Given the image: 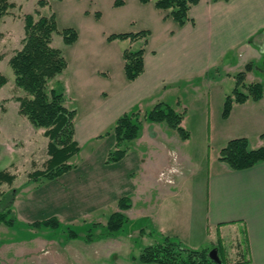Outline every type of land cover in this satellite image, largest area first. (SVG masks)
I'll return each mask as SVG.
<instances>
[{
	"label": "rangeland",
	"instance_id": "1",
	"mask_svg": "<svg viewBox=\"0 0 264 264\" xmlns=\"http://www.w3.org/2000/svg\"><path fill=\"white\" fill-rule=\"evenodd\" d=\"M8 1L13 3L14 7L0 22V54L3 56L0 61V76L6 77V82L0 86V171L8 170L16 175L14 182L3 183L1 190L5 193L13 189L17 191L12 206L13 213L9 215L13 223L0 221V264L21 263L22 256L28 254L31 248L29 239H32L36 233L48 231L51 233H45L48 236L67 239L70 228L79 234L78 238L85 237L91 228L92 232L101 235L99 238H117L107 244L104 252H109L113 256L104 258L103 264L112 262L117 256L121 261L135 257L136 263L140 264L141 260L138 258L144 247L164 236H171L181 241L184 246L193 249L210 246L212 238L201 240L200 237H191L190 234L176 236L172 231L163 233L152 228L150 231L147 230L149 223L147 221V173L152 171L147 168V161L154 164L162 157L158 155L160 152L156 149V144L150 141V135L155 126L157 132L164 136L166 131L164 132L162 128H165L164 124L167 123H163L157 129L159 125L156 124L160 122L150 121L144 117L154 107L147 101L128 111L140 112L142 138L125 143L127 153L120 161H113L110 154L115 149L116 143L113 132L114 123L102 130L103 138L95 137L92 140L82 141L81 151L71 159L73 166L61 175L55 178L43 176L39 179H29L28 176L29 172L36 168L47 167L48 153L44 142H47V146L49 139L39 133L38 129L36 131L30 120L19 112L20 102L17 97L27 94L16 85L15 73L9 63L10 57L23 45L25 14L35 13L38 9L42 15H55L58 30L53 33L52 45L63 50L70 64L65 69V83L69 84L70 89L67 105L76 109V123L81 120L83 122L93 109L110 108L109 103L105 104L101 96L102 88H106V81L95 76L96 74L103 76L96 71L108 70L113 78V88L116 89L114 91L120 92L124 89V82L128 80L124 70V50L147 47V42L148 46L158 45L162 40V28L157 16L162 11L156 7V0L147 3L140 0H123L121 4H117L116 0H45L44 6L39 5V0ZM35 17L38 18L39 15L35 14ZM66 28H74L78 32V38L72 44H67L64 40L63 30ZM152 28L154 32L151 36ZM142 30L150 31L147 36L141 35L134 41L130 38H110L113 33H137ZM249 42L258 46L259 50L236 48L208 70L206 79L214 80L213 82L216 83L212 86L213 89L220 85L232 92L235 75L242 70L250 71L252 79L264 78V30L253 38H249ZM204 79L205 77L201 75L199 77L201 83L198 84L203 91L207 92L208 90L204 87L205 85L210 87V83ZM56 80L51 81V86L57 84ZM180 85L182 84L178 83L174 89L169 88V93H165L167 101L170 103L173 101L179 109L175 101L180 94L182 102L189 103L188 107H191L195 104L191 100L193 91L189 89V86L181 87ZM240 89L245 91V86H240ZM205 95L203 99L209 101L207 94ZM213 104V138L209 139L210 131L207 128L204 133L200 132L199 126L195 123L199 119L195 113L197 111L192 112L193 109H191V115L193 113L195 116L189 115L191 128L186 129L189 133L188 143L183 148L178 146L183 171L179 176L185 179L184 191L192 196V200L194 184L199 183L200 173L204 174L207 170L209 156H212L215 163L220 160L221 148L217 139L220 133H247L250 138L245 135L238 137H246L250 147L251 145L254 147L258 145V139L263 133L260 131H264V118L262 121L256 112L247 111L249 116L240 118V112L236 107V112L234 111L229 117L224 115L221 102L217 104L214 100ZM202 115L204 116V113ZM205 117L207 121L211 119L208 111ZM31 131L38 133L36 143L39 142V147L35 149V152L30 151V145L26 143L31 137ZM122 147L124 148V145ZM33 152L31 156L30 153ZM177 171L178 168L173 164L165 166L159 172L158 179L167 181L170 174ZM150 185L149 196L157 198L160 187L155 188L154 186L157 185L153 183ZM179 185L183 187L181 182ZM122 196H127L132 203V208L126 210L129 220L118 233L106 235L104 226L107 225L111 214L118 210ZM2 197L0 195V202ZM2 208L3 205L0 204V210ZM52 217L59 219L58 227L43 225L38 228L33 225L34 222ZM95 223L101 225L98 224L99 227H96ZM225 247L230 252L229 259L235 260V252L231 250L228 242ZM219 255L223 264H229L222 251Z\"/></svg>",
	"mask_w": 264,
	"mask_h": 264
},
{
	"label": "crops",
	"instance_id": "2",
	"mask_svg": "<svg viewBox=\"0 0 264 264\" xmlns=\"http://www.w3.org/2000/svg\"><path fill=\"white\" fill-rule=\"evenodd\" d=\"M161 11L157 16L162 28V40L158 45L152 46H148L147 42L144 54L145 69L137 79L127 80L124 82V89L117 92L114 91L116 89L113 88L110 72L106 69L96 71L103 76L99 74L95 76L106 81V88H102L101 96L105 104L109 103L110 108L93 109L87 115L88 119L85 117L83 122L76 121V139L79 143L95 137L103 138L101 133L103 129L114 124L120 115L143 101H147L152 106L164 101L176 109L173 101V104L167 101L165 93H169V88L174 89L178 83L189 86V89L193 91L191 100L195 102L188 107L189 103L184 104L175 89L179 94L175 101L179 109L176 110L183 112L182 126L185 129L191 128L189 115H191L190 110L193 109L192 112L197 111L195 113L199 117L195 123L199 126L200 132L204 133L207 128L210 131L209 139L213 138V101L215 100L217 104L221 102L224 107L226 96L233 93L236 79L234 87H231L232 92L220 85L213 89L212 86L216 83L213 82L214 80L206 79L208 70L236 48L259 50L258 46L249 42V38H253L264 30V0H219L216 2L200 0L191 7V19L183 25L169 15L168 11L163 9ZM150 30L152 36L154 29ZM69 65L68 63V67ZM247 67H249L248 64ZM249 72L247 71L246 74L247 82H260L264 85L263 77L252 79ZM201 75L205 77L204 81L210 83V87L209 85L204 87L208 90L207 92L203 91L198 84L201 83L199 81ZM65 76L66 70L58 76L57 80L65 86L67 105L70 89L69 84L65 83ZM205 94L209 101L203 99ZM236 107L240 112V118L249 116L247 111H254L263 121L264 92L259 99L249 97L243 102L234 101L229 117L234 111L236 112ZM206 111L211 116L209 121L206 117L204 118ZM191 116L195 115L192 113ZM163 123L165 121L156 124L159 125L157 129ZM164 125L165 128H162L164 132L166 131L164 136L157 132L155 126L150 135V141L156 144V149L160 152L158 155L162 157L154 164L147 161V168L152 169L150 175L147 173V221L149 222L147 230L150 231L152 228L163 233L172 231L176 236L190 234L191 237H200L201 240L212 238L210 252L215 250L216 255L220 256L219 252L222 251L230 264H264V162L236 170L221 159L216 164L212 156H209L207 170L204 174L200 173L199 183L194 184L192 200V196L184 191L185 179L179 176L183 171L178 146L183 148L189 138L185 139L176 128L169 124ZM34 129L44 134L45 129L37 127ZM36 131H31V137L26 142L30 145V151L34 152L39 147V142L36 143L38 141ZM242 135L250 138L247 133H220L217 138L220 148L222 149L230 139ZM141 138L142 135L138 139ZM39 141L42 142V140ZM263 143L264 140L261 137L258 139V145L254 147L251 145V147L255 148ZM46 144L47 142H44L45 148H47ZM34 152L30 155L32 156ZM172 164L178 168V171L170 174L167 181L159 180V172L165 166ZM180 182L183 187L179 185ZM151 183L157 185L154 186L155 188L160 187L157 198L149 196L148 187H151ZM124 212L126 213V210ZM41 227L38 226V228ZM45 233H36L32 239H29L31 248L28 254L22 256L19 264H103L104 258L113 256L109 252H104L107 244L117 239L115 237L94 240H87L85 237L60 239ZM227 242L236 255L233 261L229 259L230 252L225 247ZM130 259L121 261L117 256L112 262L104 264H137L135 257ZM140 264L159 263L141 261Z\"/></svg>",
	"mask_w": 264,
	"mask_h": 264
},
{
	"label": "trees",
	"instance_id": "3",
	"mask_svg": "<svg viewBox=\"0 0 264 264\" xmlns=\"http://www.w3.org/2000/svg\"><path fill=\"white\" fill-rule=\"evenodd\" d=\"M147 3L151 0H140ZM200 0H156L158 8L166 10L180 25L185 24L191 19L190 9ZM213 2L219 0H211ZM123 0H116L121 4ZM39 5H46L45 0H39ZM14 4L8 0H0V22L3 17L10 13ZM39 15L38 18L35 17ZM25 37L20 49L10 57L9 63L15 73L16 85L21 87L26 96H18L20 102L19 112L26 116L37 128H44L47 136L48 145L46 160L47 167L44 169L36 168L29 172V179H39L41 177L55 178L69 170L73 164L71 159L81 151V146L76 139L75 117L76 109L66 105V89L62 82L56 80L68 66L67 58L63 50L52 45L53 33L58 30L55 15H42L40 10L35 13H26L24 16ZM148 30L135 32L113 33L110 38H121L132 41L137 40L141 35L147 36ZM1 35V34H0ZM64 40L67 44L74 43L78 38V32L74 28L63 30ZM145 47L136 50L126 48L123 52L125 60L124 70L128 80L137 79L145 69L144 62ZM3 56L0 54V61ZM247 71L243 70L236 74V86L232 94H228L224 103V115L228 116L231 112L234 101L243 102L252 97L259 99L263 96L264 85L260 82H246ZM58 83L51 86V81ZM6 82V77L0 76V86ZM245 86V91L240 89ZM1 108V103H0ZM150 121L167 122L176 128L184 138H188V131L182 126L183 112L177 111L170 104L158 102L144 116ZM113 132L116 136L115 149L111 151L113 161H120L127 153L125 143L137 139L142 135V118L139 111L125 112L120 115L114 125ZM264 140V132L261 134ZM124 145V148L122 147ZM220 159L229 163L236 170L245 169L264 162V143L258 147H250L246 137H235L220 151ZM16 175L8 170L0 171V195L3 205L0 210V221L13 223L9 215L13 213V203L16 191L4 192L1 190L3 183L12 184ZM127 196H122L119 201L120 209L113 212L109 218L106 235L118 233L128 222V215L124 210L129 209L132 203ZM99 223L94 226L99 227ZM35 226L58 227L59 219L52 217L43 221L34 222ZM95 227V228H96ZM78 233L69 229L68 238L78 237ZM101 235L92 232L86 234L87 240H94ZM210 247L205 246L200 249H193L184 246L181 241L164 236L149 245H146L139 255V260L143 263L159 264H219L210 256ZM230 264V263H229Z\"/></svg>",
	"mask_w": 264,
	"mask_h": 264
},
{
	"label": "water",
	"instance_id": "4",
	"mask_svg": "<svg viewBox=\"0 0 264 264\" xmlns=\"http://www.w3.org/2000/svg\"><path fill=\"white\" fill-rule=\"evenodd\" d=\"M215 252H216L215 250H211V252H210L211 258H213L217 263L223 264V261L219 258L218 255H216Z\"/></svg>",
	"mask_w": 264,
	"mask_h": 264
}]
</instances>
